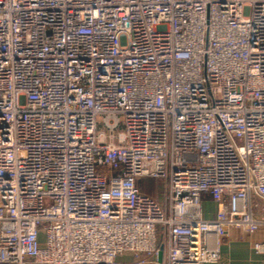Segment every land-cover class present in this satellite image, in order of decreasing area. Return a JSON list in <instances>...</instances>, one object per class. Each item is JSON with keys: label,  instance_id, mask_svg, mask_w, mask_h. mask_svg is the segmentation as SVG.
Masks as SVG:
<instances>
[{"label": "built area", "instance_id": "built-area-1", "mask_svg": "<svg viewBox=\"0 0 264 264\" xmlns=\"http://www.w3.org/2000/svg\"><path fill=\"white\" fill-rule=\"evenodd\" d=\"M232 237L264 258V0H0V264H222Z\"/></svg>", "mask_w": 264, "mask_h": 264}, {"label": "crops", "instance_id": "crops-1", "mask_svg": "<svg viewBox=\"0 0 264 264\" xmlns=\"http://www.w3.org/2000/svg\"><path fill=\"white\" fill-rule=\"evenodd\" d=\"M204 209L209 213V217L213 215V205L204 201ZM263 233L259 232L255 239L262 240ZM220 252L223 258L222 264H264V258L255 254L249 248L247 243H238L234 237L224 239L220 245Z\"/></svg>", "mask_w": 264, "mask_h": 264}, {"label": "rangeland", "instance_id": "rangeland-1", "mask_svg": "<svg viewBox=\"0 0 264 264\" xmlns=\"http://www.w3.org/2000/svg\"><path fill=\"white\" fill-rule=\"evenodd\" d=\"M139 189L142 192L151 195L154 199H160L162 204H165V187L161 182L156 180H141L138 182Z\"/></svg>", "mask_w": 264, "mask_h": 264}, {"label": "trees", "instance_id": "trees-1", "mask_svg": "<svg viewBox=\"0 0 264 264\" xmlns=\"http://www.w3.org/2000/svg\"><path fill=\"white\" fill-rule=\"evenodd\" d=\"M146 180H148V179H146ZM148 181H149V180H148ZM152 181H153V180H152ZM156 181L161 182L162 185H164V183H163L162 181H160V180H156ZM144 193H145V192H144ZM145 195H147V196L151 197L152 199H154L151 195H149V194H147V193H145ZM154 200L157 201V199H154Z\"/></svg>", "mask_w": 264, "mask_h": 264}, {"label": "water", "instance_id": "water-1", "mask_svg": "<svg viewBox=\"0 0 264 264\" xmlns=\"http://www.w3.org/2000/svg\"><path fill=\"white\" fill-rule=\"evenodd\" d=\"M160 259H161V252H159L158 254V260L160 261Z\"/></svg>", "mask_w": 264, "mask_h": 264}]
</instances>
